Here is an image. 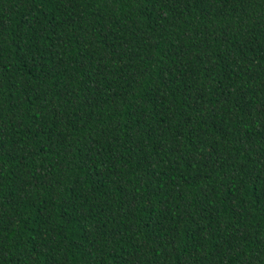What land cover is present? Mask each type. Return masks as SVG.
Here are the masks:
<instances>
[{"label": "trees", "instance_id": "obj_1", "mask_svg": "<svg viewBox=\"0 0 264 264\" xmlns=\"http://www.w3.org/2000/svg\"><path fill=\"white\" fill-rule=\"evenodd\" d=\"M0 264H264V0H0Z\"/></svg>", "mask_w": 264, "mask_h": 264}]
</instances>
